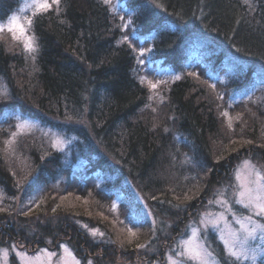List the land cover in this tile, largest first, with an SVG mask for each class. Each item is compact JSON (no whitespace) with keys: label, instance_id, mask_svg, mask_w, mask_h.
Returning a JSON list of instances; mask_svg holds the SVG:
<instances>
[{"label":"trees","instance_id":"obj_1","mask_svg":"<svg viewBox=\"0 0 264 264\" xmlns=\"http://www.w3.org/2000/svg\"><path fill=\"white\" fill-rule=\"evenodd\" d=\"M22 1L0 0V20ZM59 8L32 18L37 52L7 32L0 38V249L59 250L66 241L80 264H155L219 194L234 197L238 162L264 170V0H61ZM22 119L71 138L70 156L39 130L6 145ZM125 182L163 227L134 223L126 203L115 205ZM40 191V218H29L25 199ZM144 229L129 240V230ZM206 241L219 264H231L214 232Z\"/></svg>","mask_w":264,"mask_h":264},{"label":"rangeland","instance_id":"obj_2","mask_svg":"<svg viewBox=\"0 0 264 264\" xmlns=\"http://www.w3.org/2000/svg\"><path fill=\"white\" fill-rule=\"evenodd\" d=\"M31 2L32 0H23L21 6L12 15L16 14L20 15L22 18H33L32 9L26 7V5L30 4ZM49 2H51V0H49ZM22 8L24 9V11L21 13L20 10ZM9 18L0 20V23L6 24ZM28 34L31 35V29L29 30ZM192 56L194 57L193 60L198 59L196 52H194ZM161 71L160 73L165 77L167 76L166 78L171 76V71L169 69ZM214 78L219 79L220 77L215 76ZM24 121H27L30 125H32V127L23 132L39 130L42 134L47 136V138L52 142L53 145H56V148L67 152V156H70L68 150L73 142L71 138L64 136L50 128L44 127L37 122L22 119L21 123ZM245 161L247 160L238 162L233 170V178L235 179L237 184V191L235 192L234 197L228 195V198H225L224 196L219 194V197L212 202V206H210V209L202 212L199 218L196 221L192 222L187 231V235L183 238L177 239L171 249L167 248L168 250H166L165 252V257L164 254L160 255L159 259L161 260L156 261L155 264H172V261H176L177 264H195V262L188 261L185 257L179 255L181 251L185 250L188 241H192L193 244L198 245L203 250L211 253L207 246L206 238L211 232H214L227 250L228 245L225 243V241L236 243L239 246V243L245 240V233L243 231L242 225L248 227L251 226L246 220V217L252 216L253 221H258L259 223L264 224V218L255 216L253 210L244 208L240 203H237V200L239 199V185L242 180L248 176L249 171L244 167ZM251 164L254 165L253 163ZM254 166L256 169L261 171L262 175H264V170L261 167H258L256 165ZM74 168L79 172L83 170V166L79 163L75 165ZM238 171L241 176V180H237ZM261 182L264 183V181ZM37 193L38 195L36 197H33L32 199L26 198V200L25 197L23 198V200L25 199V202L28 203L24 204V206L28 207L29 209V212L25 214V216L29 218H40V215L37 212V206L40 203L39 200L42 195L41 191ZM66 201L68 203L71 202V200L69 201V199ZM74 201L75 199H72V202ZM62 202L64 201L62 200ZM122 202L126 203L129 206L132 215L131 218L134 223L148 221L151 223L153 229L155 230L159 227L164 226L165 221L161 220L153 213V211L149 208V203L131 183L125 182L117 193V196H115L116 206H118ZM43 218L45 217L41 216V219ZM83 226L85 227L87 232L92 235V238L97 239V241L103 240L106 237L105 233L99 228L91 229L87 225ZM94 231L97 233L96 235H93ZM139 232H137L135 236H132L129 232V240H132L135 237H138V239L144 237L147 230H142V234H140ZM100 233H102L103 235H100ZM33 245L36 244L29 245V247H27L26 249L20 248L19 246L17 247L15 245H13L10 250L1 248L0 264H11L12 254H15V257L19 264H75V261H79L75 256L71 246L66 241H63L59 245V250H56L55 247H52L50 243H46L44 247L38 246L37 248H34ZM247 246L249 248V255L251 256L255 254L256 259L255 262H253L252 260L242 261L248 262L250 264H258L260 261H264V238H261L259 231L255 239L247 240ZM65 248L70 251L71 255H68V253L65 252ZM5 249L7 250L6 256L3 253V250ZM18 253H22L23 255H18ZM208 260L209 264H219L213 257V255L208 257Z\"/></svg>","mask_w":264,"mask_h":264},{"label":"snow or ice","instance_id":"obj_3","mask_svg":"<svg viewBox=\"0 0 264 264\" xmlns=\"http://www.w3.org/2000/svg\"><path fill=\"white\" fill-rule=\"evenodd\" d=\"M60 3L61 0H51V2H49V0H32L30 4L26 5V7L32 9V16L35 17L40 13H47L53 7H55L56 12L58 13L60 11ZM104 3L108 4L110 3V0H104ZM244 3L249 4V0H244ZM20 11L22 13L24 9L22 8ZM32 24V18H22L20 15L14 14L8 19L6 24L0 23V38L3 37V34L5 32H7L11 35L13 42H19L23 45V49L27 53H35L38 51L37 37L34 34H28L29 30L32 27ZM126 39L127 38H125V40ZM143 54L144 52L141 51L140 55ZM176 79H180V77L177 76ZM141 83H145V80L142 79ZM159 83L163 82L153 83L152 81H147V84L151 89H156ZM153 111H155V109H153ZM223 115L225 117H228V126L231 127L232 118L229 117V114L227 112H224ZM16 127L18 129V132H13L11 134V138L4 142L6 145H13L16 142L17 135L20 132L30 129L32 125H30L27 121H24L22 123H19ZM244 167L249 171L248 176L244 178L239 185L240 190L238 193L239 199L237 200V203H240L244 208L253 210L255 216L264 218V183L261 182L264 181V175H262L261 171L256 169L255 166L252 165L249 161L244 162ZM237 180H241L239 171L237 173ZM57 207H59V205ZM0 211H3V209H0ZM53 211H55V209H53ZM246 220L251 226L248 227L242 225L243 231L245 233V240L240 242L239 246L236 243L225 241V243L228 245L227 251L229 256L234 258L231 261V264H237V262H240L242 260H252L253 262H255L256 255H249L247 240L255 239L258 231L261 235V238H264V224H261L258 221H253L252 216L246 217ZM129 232L132 236L136 235V233L131 232V230H129ZM96 234L97 233L94 231L93 235ZM100 235L103 234L100 233ZM130 242L131 241H129V243ZM137 247L143 248L144 245L138 244ZM65 252L68 253V255H71L70 251L67 248H65ZM3 253L6 256L7 250H3ZM18 255L22 256L23 254L18 253ZM179 255L185 257L188 261L195 262V264H209L208 257H210L212 253L203 250L198 245L193 244L192 241H188L185 250L181 251ZM75 264H79V261H75ZM89 264H91V261H89ZM172 264H177V262L172 261Z\"/></svg>","mask_w":264,"mask_h":264}]
</instances>
